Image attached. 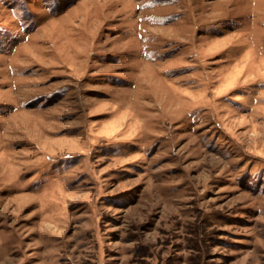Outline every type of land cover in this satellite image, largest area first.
<instances>
[{
  "label": "rangeland",
  "instance_id": "obj_1",
  "mask_svg": "<svg viewBox=\"0 0 264 264\" xmlns=\"http://www.w3.org/2000/svg\"><path fill=\"white\" fill-rule=\"evenodd\" d=\"M0 264H264V0H0Z\"/></svg>",
  "mask_w": 264,
  "mask_h": 264
},
{
  "label": "bare ground",
  "instance_id": "obj_2",
  "mask_svg": "<svg viewBox=\"0 0 264 264\" xmlns=\"http://www.w3.org/2000/svg\"><path fill=\"white\" fill-rule=\"evenodd\" d=\"M196 25H197V24H196ZM196 25H195V26H196ZM191 32H193V31H191ZM40 112H41V111H40Z\"/></svg>",
  "mask_w": 264,
  "mask_h": 264
}]
</instances>
